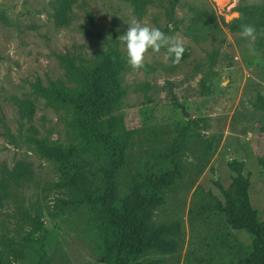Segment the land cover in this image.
<instances>
[{"label":"rangeland","instance_id":"1","mask_svg":"<svg viewBox=\"0 0 264 264\" xmlns=\"http://www.w3.org/2000/svg\"><path fill=\"white\" fill-rule=\"evenodd\" d=\"M171 2L79 0L58 29L56 0H0V191L7 171L32 166L0 203V264H104L96 206L109 190L119 204L146 198L147 245L132 264H240L259 242L236 223L245 209L264 247V45L251 55L239 27L241 8L262 0ZM134 18L181 38L188 56L175 64L167 48L149 50L132 69L118 37ZM105 61L119 87L109 105L96 100L103 128L36 93L50 79L94 98L90 76ZM16 98L35 102L32 122ZM31 127L68 153L66 166L37 151Z\"/></svg>","mask_w":264,"mask_h":264},{"label":"trees","instance_id":"2","mask_svg":"<svg viewBox=\"0 0 264 264\" xmlns=\"http://www.w3.org/2000/svg\"><path fill=\"white\" fill-rule=\"evenodd\" d=\"M56 1L57 4L54 5L55 27L58 29L66 28L72 23L74 8L79 3V0ZM130 1L139 2L140 0ZM180 1L172 0L171 7L175 8ZM240 11L246 20V24H254L256 26L259 38L258 43L260 46L264 45V36L259 35V31L264 29V0L249 7H242ZM188 54V52H185L181 60L185 59ZM77 60L76 57L65 60L72 72L78 71ZM102 65L92 72L90 76L93 82L94 98L89 95H83L80 92L73 94L72 90L70 91L63 81L53 82L50 79L46 83L38 81L35 86L36 93L38 96L51 101L59 100L71 105L79 115L92 116V127L97 130L99 127L103 128L104 122L101 121V117L106 113L105 105H98L96 100L103 99L104 104L105 102L106 104L110 103L119 85L116 78L117 68L109 61H105ZM99 69L100 72H97ZM16 104L19 116L23 120L32 122L36 115L35 102L29 98H16ZM29 135L31 143L35 145L42 156L63 166L69 163L68 153L60 147L50 145L46 139L39 138L38 131L34 127L29 129ZM105 146L107 151H110L111 156L114 157L116 148L112 147L109 141H106ZM6 173L9 175L4 176L2 180L1 204H3V200L8 199V192L12 184H21L31 177L32 166L22 162L14 170ZM145 199L144 196H137L136 201L133 203L123 202L119 204L116 203V196L113 195L111 190L98 198L100 204L96 206L97 215L102 219V227L108 237L105 241L104 264H132L133 258L147 245V238L142 231L138 218L139 209L145 203ZM90 203L94 204L91 200ZM236 221V223H244L259 230L257 234V241L259 242L255 251L248 257H241L240 264H264V247L262 248L259 245L263 234H261V230L256 224L255 215L245 209L241 220Z\"/></svg>","mask_w":264,"mask_h":264},{"label":"clouds","instance_id":"3","mask_svg":"<svg viewBox=\"0 0 264 264\" xmlns=\"http://www.w3.org/2000/svg\"><path fill=\"white\" fill-rule=\"evenodd\" d=\"M240 35L249 41V53L255 56V41L258 38L257 28L254 24H241ZM264 36V29L259 31ZM125 46L126 61L132 69L144 67L145 56L151 50L158 53L161 48H167V54L173 58V63L178 64L183 57L185 48L179 37L166 35L160 28L143 23V21L132 19L128 23L127 30L118 37Z\"/></svg>","mask_w":264,"mask_h":264}]
</instances>
